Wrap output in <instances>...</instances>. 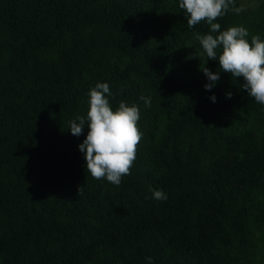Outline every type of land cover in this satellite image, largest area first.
Returning <instances> with one entry per match:
<instances>
[{
  "label": "trees",
  "instance_id": "obj_1",
  "mask_svg": "<svg viewBox=\"0 0 264 264\" xmlns=\"http://www.w3.org/2000/svg\"><path fill=\"white\" fill-rule=\"evenodd\" d=\"M214 22L264 40V1ZM197 32L209 26L189 28L179 0H0V264H206L211 210L245 220L247 238L231 232L230 263L264 264V223L253 215L264 213V105L219 61L188 59L202 51ZM201 63L220 71L210 91ZM101 82L114 110L120 101L140 110L137 158L119 186L87 172V126L69 129ZM222 147L256 166L242 177L246 196L211 192L233 187L216 178Z\"/></svg>",
  "mask_w": 264,
  "mask_h": 264
},
{
  "label": "clouds",
  "instance_id": "obj_2",
  "mask_svg": "<svg viewBox=\"0 0 264 264\" xmlns=\"http://www.w3.org/2000/svg\"><path fill=\"white\" fill-rule=\"evenodd\" d=\"M179 7L186 13L189 28L201 22L209 26L208 34H194L202 51L196 50L188 59L206 56L207 61H219L220 71L235 78L242 77L244 83L241 87L256 103L264 105V40L259 35H251L249 40L250 33L244 25L229 26L221 31V24L214 22L228 12H244V6H236V0H179ZM218 49H221L219 55ZM200 70L209 81L204 87L210 91L219 81L220 71L213 72L202 63ZM87 95V116L71 121L69 129L72 135L80 136L87 126V136L79 145V150L85 154L87 172L94 179H106L119 186L122 178L131 174L130 169L137 158V145L142 139L143 134L137 126L139 106L120 101L114 110L109 99L113 93L106 82L97 83ZM231 96L232 93L228 92L227 97ZM140 99L146 106H151L150 97L141 96ZM211 99L215 102V95ZM149 190L152 198L167 200L163 190L151 187ZM81 193L82 186L78 195ZM146 260L152 264L151 257Z\"/></svg>",
  "mask_w": 264,
  "mask_h": 264
},
{
  "label": "rangeland",
  "instance_id": "obj_3",
  "mask_svg": "<svg viewBox=\"0 0 264 264\" xmlns=\"http://www.w3.org/2000/svg\"><path fill=\"white\" fill-rule=\"evenodd\" d=\"M264 0H240V6L243 5L245 11L258 7ZM253 161H256L257 154L254 153L251 156ZM256 171V166H247L244 163H240L236 157L234 149L228 147H222L220 149V161L217 170V179L229 178L233 182L232 188H220L214 187L211 192L214 196L228 201L236 196H246L249 191V182H245L242 177H249ZM253 215L258 217L262 223H264V213H258L253 211ZM208 222L206 224V230L210 232L217 242L214 248L206 253V264H231L229 256L226 255V251L233 246V238L231 232L234 229H238L243 233L244 238H247L245 220L234 219L228 210H211L207 213ZM120 227H116L113 235L116 236ZM247 242L245 241L244 244ZM77 251H83L81 247H76ZM75 252V249L72 250ZM71 252L62 254L61 257L68 259Z\"/></svg>",
  "mask_w": 264,
  "mask_h": 264
}]
</instances>
